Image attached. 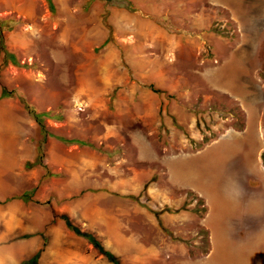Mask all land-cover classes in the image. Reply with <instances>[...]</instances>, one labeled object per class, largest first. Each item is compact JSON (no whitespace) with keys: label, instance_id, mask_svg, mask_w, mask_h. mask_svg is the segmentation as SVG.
<instances>
[{"label":"rangeland","instance_id":"374dc122","mask_svg":"<svg viewBox=\"0 0 264 264\" xmlns=\"http://www.w3.org/2000/svg\"><path fill=\"white\" fill-rule=\"evenodd\" d=\"M52 1L0 0V264H207L217 174L264 168V0Z\"/></svg>","mask_w":264,"mask_h":264},{"label":"crops","instance_id":"0c3cea01","mask_svg":"<svg viewBox=\"0 0 264 264\" xmlns=\"http://www.w3.org/2000/svg\"><path fill=\"white\" fill-rule=\"evenodd\" d=\"M252 163H238V179L224 180L223 174H217L219 184L208 194L210 204L204 224L211 247L207 264H238L240 260L244 264H264V168L254 160ZM219 241H224L223 255ZM238 255L242 259L236 260Z\"/></svg>","mask_w":264,"mask_h":264},{"label":"trees","instance_id":"16d2710c","mask_svg":"<svg viewBox=\"0 0 264 264\" xmlns=\"http://www.w3.org/2000/svg\"><path fill=\"white\" fill-rule=\"evenodd\" d=\"M46 1H47V3H48L49 7L53 10V8H54L53 1H52V0H46ZM108 1H110V0H108ZM110 35H111V30H110ZM0 56L2 57V59H3L5 62H6V61L15 62V58H14L15 55H14L12 52H10V51L6 48V46H5L4 37H3V34H2L1 19H0ZM152 90L155 91V92H159V90L156 89V88H154V87H152ZM12 95H13V91L8 90L6 87H2V89H1V93H0V98H3V97H10V96H12ZM28 107H29V111H30V113H32V115L35 117L36 121L39 123L40 130H41L42 132H44L45 129H44V126H43V123H42V117H43L44 115H46L47 112H35L34 109H33L32 107H30V106H28ZM77 142H79V143H84V142L81 141V140H77ZM40 162H41L40 159H37V160L34 161V162H27L26 167H28V168L33 167V166H35V165H37V164H40ZM131 197L134 198V199H137V197H135V196H131ZM22 198H23L25 201L29 199L27 195H23ZM169 210H170V209H169ZM67 223L70 225V227H72L71 224H70L69 222H67ZM72 228H74V227H72ZM74 230H75L76 232L79 233V231L76 230L75 228H74ZM86 237L90 238V237L87 236V235H86ZM90 240H92V238H90ZM92 241H93V240H92ZM93 242H94V241H93ZM95 243L98 245V242L95 241ZM111 258H112V257H111ZM112 260L115 261V258H112Z\"/></svg>","mask_w":264,"mask_h":264}]
</instances>
